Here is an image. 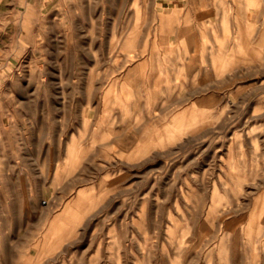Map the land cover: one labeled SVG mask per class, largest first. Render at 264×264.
Segmentation results:
<instances>
[{
  "label": "rangeland",
  "instance_id": "374dc122",
  "mask_svg": "<svg viewBox=\"0 0 264 264\" xmlns=\"http://www.w3.org/2000/svg\"><path fill=\"white\" fill-rule=\"evenodd\" d=\"M0 264H264V0H0Z\"/></svg>",
  "mask_w": 264,
  "mask_h": 264
},
{
  "label": "bare ground",
  "instance_id": "6f19581e",
  "mask_svg": "<svg viewBox=\"0 0 264 264\" xmlns=\"http://www.w3.org/2000/svg\"><path fill=\"white\" fill-rule=\"evenodd\" d=\"M216 1H217V0H216ZM219 1H220V0H219ZM241 1H242V0H241ZM226 2H227V4H228V0H226ZM244 2H245V1H244ZM247 2H248V1H247ZM250 2H251V1H250ZM216 3H217V2H216ZM218 4H219V3H218ZM236 4H237V3H236ZM239 4H240V3H239ZM241 4H243V3H241ZM248 4H249V2H248ZM248 4H247V5H248ZM251 4H252V3H251ZM225 5H226V4H225ZM244 5H245V3H244ZM247 5H245V6H247ZM218 6L220 7V5H218ZM234 7H235V6H234ZM221 8H222V6H221ZM232 12H233V14H234V10H233ZM244 12H246V11H244ZM220 13H221V12H220ZM247 13H248V12H247ZM244 14H245V13H244ZM252 14H253V13H252ZM254 14H255V13H254ZM234 18H235V17H234ZM241 18H242V17H241ZM219 19H221V18H219ZM246 19H247V18H246ZM254 19H255V17H254ZM230 20H231V19H230ZM230 20H229V21H230ZM239 20H240V19H239ZM248 20H249V19H248ZM234 21H236V19H235ZM246 21H247V20H246ZM247 22H248V21H247ZM229 23H230V22H229ZM245 23H246V22H245ZM249 23H250V22H249ZM249 23H248V24H249ZM232 24H233V23H232ZM250 24H251V23H250ZM254 25H255V24H254ZM170 26H171V25H170ZM183 26H184V25H183ZM221 26H222V25H221ZM177 27H178V26H177ZM179 27H180V26H179ZM191 27H192V25H191ZM232 27H233V25H232ZM232 27H231V28H232ZM235 27H236V26H235ZM137 28H138V27H137ZM180 28H181V27H180ZM192 28H193V27H192ZM192 28H191V29H192ZM218 28H219V30H220V26H219ZM169 29H170V28H169ZM221 29H222V27H221ZM189 30H190V29H189ZM189 30H188V31H189ZM175 31H179L178 28H177V29L175 28ZM182 31H183V30H182ZM222 31H223V30H222ZM134 32H135V30H134ZM183 32H184V31H183ZM185 33H186V32H185ZM185 33H182V34L184 35ZM191 34H192V33H191ZM233 34H234V33H233ZM183 35H182V36H183ZM222 35H223V33H222ZM179 36H180V35H179ZM133 37H134V35H133ZM230 37H231V36H230ZM234 37H235V36H234ZM244 37H245V36H244ZM247 37H248V36H247ZM232 38H233V36H232ZM191 39H192V38H191ZM187 44H188V43H187ZM182 45H183V43H182ZM221 45H223V44L221 43ZM221 45H219V46H221ZM232 45H233V44H232ZM229 47H230V44H229ZM188 48H189V47H188ZM186 51H188V50H186ZM190 51H191V50H190ZM218 51H219V49H218ZM232 51H233V50H232ZM216 52H217V51H216ZM219 52H221V51H219ZM215 55H216V54H215ZM214 59H216V58L214 57ZM217 61H218V60H217ZM220 62H221V61H220ZM217 64H218V62H217ZM211 65H212V64H211ZM215 67H216V66H215ZM217 67H218V66H217ZM215 69H216V68H215ZM217 69H218V68H217ZM145 76H146V75H145ZM51 224H52V222H51Z\"/></svg>",
  "mask_w": 264,
  "mask_h": 264
}]
</instances>
